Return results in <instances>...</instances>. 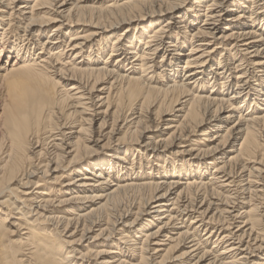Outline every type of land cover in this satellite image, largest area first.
<instances>
[{"label": "bare ground", "instance_id": "6f19581e", "mask_svg": "<svg viewBox=\"0 0 264 264\" xmlns=\"http://www.w3.org/2000/svg\"><path fill=\"white\" fill-rule=\"evenodd\" d=\"M83 2L0 0V264H264V0Z\"/></svg>", "mask_w": 264, "mask_h": 264}, {"label": "rangeland", "instance_id": "374dc122", "mask_svg": "<svg viewBox=\"0 0 264 264\" xmlns=\"http://www.w3.org/2000/svg\"><path fill=\"white\" fill-rule=\"evenodd\" d=\"M85 2H83V5H85V6H89V7H93V9L95 10V12H99V11H104V10H107L108 9V7L110 6V5H113L114 3H117V2H120L121 0H84ZM192 4H194V1H193V3H191L190 5H192ZM233 17V16H232ZM232 17H229V19H231ZM205 19V18H204ZM149 21H147V22H144V23H142L141 25H139V24H137L134 28H133V30H131L130 31V33H129V35H131V36H134V34H135V30H136V28L138 27V25H139V28H141V27H146V26H149L151 23H155V24H160L161 22H158V21H153V20H151V19H148ZM159 20H160V18H159ZM202 24V23H201ZM156 25V26H157ZM58 25H56V24H54V25H51L50 27H47L48 28V31H47V33L43 36V38H42V40H43V42H46L47 40H48V38L50 37V35H51V33H52V30H54V28L55 27H57ZM127 27H129V25H125V27H121L120 29H116V30H113V31H111L110 33H109V35H108V37L107 38H111L112 40H111V43H110V47L112 48V45L114 44V42H115V40H116V38H117V36H120V34H121V32L123 31V30H125V29H127ZM94 30L95 29H93V28H91V27H86V28H84V29H82L81 31H77V33L78 32H85L84 34H90V33H93L94 32ZM155 30V29H154ZM19 32H21V34H23L24 35V32H23V30L22 31H19ZM195 32V31H194ZM194 32H192V33H194ZM0 33H2V31L0 32ZM76 32L74 33V34H77ZM80 33V34H81ZM175 34V33H174ZM100 39V38H99ZM125 39V38H124ZM70 40V38L68 37L67 38V41H69ZM14 41L16 42V44H18V45H20V44H22L21 42L22 41H20V43H19V41L18 40H16V38H14ZM89 52H90V48H88L87 49V53L85 54V56H89ZM138 52H141V54L140 55H142L144 52H145V47H143L142 46V48L141 49H139V51ZM34 54H36V51H34L33 52ZM187 53H189V51H187ZM223 53V51L221 50L218 54H217V57H216V60H217V62L220 60V58H221V54ZM13 57H15V56H13ZM134 56L133 55H131V60H133L134 58H133ZM108 58V55H106L105 56V58L103 59V60H106ZM161 59H162V55L160 56H157V62H160L161 61ZM114 61H116V59L114 60H111V62H114ZM236 61H233V63H235ZM126 65H128V64H126ZM126 65L125 66H123L124 68H122V71H123V73H126L125 71L126 70H128L127 68L128 67H126ZM238 65V64H237ZM182 66V65H181ZM161 66L160 65H158L157 66V68L155 69V70H153L154 71V73L152 74L153 76H155V78H158V74L160 73V71L162 70L161 68H160ZM212 78V77H211ZM221 82V81H220ZM71 84V83H70ZM210 86V85H209ZM70 87H71V85H69L67 88L68 89H70ZM66 88V89H67ZM157 107H154V108H146V109H144V111L145 112H143V116L144 117H146V116H148V117H150V114L148 113V110L150 109V110H152V111H154L155 109H156ZM154 109V110H153ZM150 112V111H149ZM249 112V110H245V113H248ZM133 119V118H132ZM156 119L157 118H153V121H152V119H149V121L148 120H146V124H144V125H142L140 128H139V130H140V135H142L141 133L142 132H146V131H144V129L147 127H151V129L150 128H148V129H150L151 130V132L148 134V138H151V140L153 139L154 141H160V140H162V139H166V138H168V136L172 133V132H166L165 133V136H163V137H161L160 136V134L159 133H155V131L157 130L156 128H157V125H158V121H156ZM166 120H168V119H170V117H168V118H165ZM160 121H162L163 122V120L161 119ZM164 123V122H163ZM166 124V123H165ZM165 128L164 129H166L168 126H164ZM207 128V127H206ZM156 129V130H155ZM125 133H126V131H124V133H122V135L120 136L121 138L122 137H124V135H125ZM3 134H2V132L0 133V199H2V198H5V200L7 199H11V201L12 202H14L15 201V199L17 198H19L20 197V192L21 191H23V188L25 187V186H23L22 184H20L21 183V181H22V177H20V178H18V179H15V180H13V181H8L9 179H8V177H7V173H5V171L3 170V167H4V165H5V156H4V152H3V149H2V145H3ZM136 137V136H135ZM175 152H176V150H171L170 151V154L169 155H172V153L173 154H175ZM115 153H117V151H113L112 152V154H115ZM138 156H139V154H137ZM138 156H137V160H136V163L138 164V162H140V160H138ZM172 157V156H171ZM102 159L104 158V157H101ZM162 158L163 159H161V160H164V158H166V156H162ZM135 159V157H134V155H131V157H130V161H131V163H132V161ZM144 164H146V161H144ZM146 172L148 173L149 172V170H146L145 169V174H146ZM40 177H36L35 179H33V181H34V183H36L38 180H40L39 179ZM204 178H206V176L204 177ZM6 181H8V182H6ZM70 181L68 180L66 183H69ZM30 188V187H29ZM33 188V190H34V188H35V185H33V186H31V189ZM8 190H12V191H8ZM234 194H235V192H233ZM11 196V197H10ZM242 195L240 194V197H241ZM133 204L132 203V199H125L124 200V202H122V203H120V204H118L117 206H116V204H112V206H110V210H112V211H110V217H109V222H112L114 219H115V217H116V219L120 216V214H122V213H124L125 211H127L128 210V208H129V206H131V205ZM138 206V205H137ZM139 207V206H138ZM116 210V211H115ZM105 211V210H104ZM103 211V213H104V218L106 219V221H107V217H108V215H106L107 214V212H104ZM106 211H107V209H106ZM136 212H137V210H135ZM64 213H62V215H68V213H66L65 211H63ZM76 212H78V211H76ZM8 213V209H4V212L2 213V214H7ZM2 214H0V216H2L3 217V219L4 218H6V216H4V215H2ZM113 215V216H112ZM13 217V216H12ZM10 218V224H6V223H3L2 222V220L0 219V231L2 232V235H3V238H4V241L6 242V244L8 243V241L10 240V233H11V231H12V228H11V224H13V222H14V219L13 218ZM70 217V216H69ZM114 218V219H113ZM135 218V217H134ZM134 218H133V220H134ZM262 221L264 222V220L262 219ZM239 222H241V221H239ZM240 224H236L235 225V227H237V226H239ZM262 227V226H261ZM70 235V234H69ZM78 237H80V235L78 234ZM90 237V236H89ZM86 245H87V243H86ZM76 247H78L79 249H81V251H84V253H86V252H94V251H97L98 249H96V248H89V249H86V248H82V247H80V246H77V245H75ZM210 248L212 249V248H214V246H213V244H210ZM93 249H95V250H93ZM102 249V248H101ZM110 250V249H109ZM179 250V251H178ZM10 251L12 252V255H11V257H10V260H9V264H29V262H27V258L24 256V250L22 249V248H20V247H12V249H10ZM71 251V250H70ZM174 252H176V253H174ZM181 252V253H180ZM184 253V250H182V248H180V249H176V250H173L172 251V253H171V257H174V258H176V257H179V256H182V254ZM59 253L62 255V256H64V257H66V255H65V252H61V250L59 251ZM173 254V255H172ZM175 255V256H174ZM195 261V262H194ZM192 263L193 264H196V262L198 263V264H209V262H210V260H208L207 262L206 261H199V258H196L195 260H194ZM94 262V261H93ZM200 262V263H199ZM192 263H190V264H192Z\"/></svg>", "mask_w": 264, "mask_h": 264}]
</instances>
